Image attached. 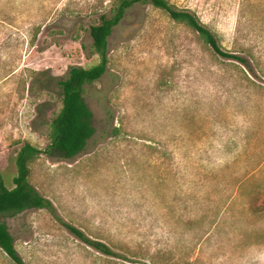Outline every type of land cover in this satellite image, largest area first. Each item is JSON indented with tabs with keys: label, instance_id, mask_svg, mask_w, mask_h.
I'll return each instance as SVG.
<instances>
[{
	"label": "rangeland",
	"instance_id": "obj_1",
	"mask_svg": "<svg viewBox=\"0 0 264 264\" xmlns=\"http://www.w3.org/2000/svg\"><path fill=\"white\" fill-rule=\"evenodd\" d=\"M115 1L0 0L8 187L22 143L48 144L57 80L96 62L88 28ZM166 1L247 63L215 54L163 10L133 4L108 38L105 73L84 88L93 136L71 160L43 153L31 165L29 183L56 215L0 217L23 264H153L156 252L164 264H264V0ZM57 218L118 255L85 245ZM0 264H13L2 250Z\"/></svg>",
	"mask_w": 264,
	"mask_h": 264
},
{
	"label": "trees",
	"instance_id": "obj_2",
	"mask_svg": "<svg viewBox=\"0 0 264 264\" xmlns=\"http://www.w3.org/2000/svg\"><path fill=\"white\" fill-rule=\"evenodd\" d=\"M135 3H146L163 10L172 21L193 30L199 40L210 47L215 54L244 64L247 63L239 56L224 52L214 34L188 10L178 9L166 0H116L110 15H101L98 23L90 25L88 28L91 39L89 56L95 57L96 62L88 67L73 66L64 79L57 80L60 108L50 120L48 144L45 150L42 151L28 142L22 143L13 159L14 173L10 177L11 187L6 185L5 177L0 170V217H13L28 209H45L56 215L52 203L41 196L29 183L31 165L43 153L48 157L71 160L83 151L87 141L93 136L92 114L83 98L84 88L97 81L105 73L108 64V38L123 19L126 11ZM262 208L254 202L250 204V209L253 212ZM57 219L70 234L85 245L106 256L118 255L106 243L93 240L80 229L60 218ZM0 250L13 264H23L14 248L13 238L2 221H0ZM157 253L151 256V261L153 264H164L160 254Z\"/></svg>",
	"mask_w": 264,
	"mask_h": 264
}]
</instances>
